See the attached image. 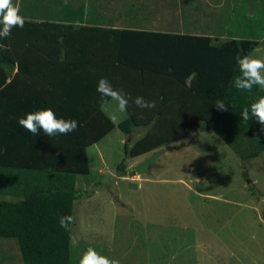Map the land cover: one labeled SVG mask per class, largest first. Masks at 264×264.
<instances>
[{
	"label": "trees",
	"instance_id": "obj_1",
	"mask_svg": "<svg viewBox=\"0 0 264 264\" xmlns=\"http://www.w3.org/2000/svg\"><path fill=\"white\" fill-rule=\"evenodd\" d=\"M58 3L59 19L36 21L23 16V28L14 27L9 37L0 38V97L9 88V76L10 83L23 76L39 87L42 105L55 108V99L68 105L58 112L78 121L77 135L83 139L73 143L72 159L44 160L1 187L14 200L0 199V238L18 241L24 264H73L71 228L74 203L80 197L77 175L91 171L87 146L116 126L101 110L97 80L83 75L97 74L131 96L127 117L118 123L123 132L131 136L135 128L146 127L132 146L125 143V156L117 166L120 176L128 174V157L182 140L198 124L214 130L244 159L264 150L261 124L240 117L244 108L250 109L264 96V90L234 87L240 74L236 54H251L259 40L234 36L219 41L211 35L90 25L83 6ZM69 76L74 78L68 80ZM136 97L155 101L156 107L141 109L133 103ZM38 100L30 104L37 105ZM218 100L227 110L217 109ZM69 216L65 229L59 220Z\"/></svg>",
	"mask_w": 264,
	"mask_h": 264
},
{
	"label": "rangeland",
	"instance_id": "obj_2",
	"mask_svg": "<svg viewBox=\"0 0 264 264\" xmlns=\"http://www.w3.org/2000/svg\"><path fill=\"white\" fill-rule=\"evenodd\" d=\"M230 32L217 40L243 35ZM257 34L261 48L251 55L264 59V31ZM106 112H115L114 102ZM126 117L118 115L115 128L89 147L91 171L77 175L73 264L89 247L120 264H264V150L244 159L198 124L163 146L170 148L148 172L130 166L154 151L128 157V174L120 176L125 143L132 146L146 131L137 127L127 135L118 127ZM0 264H24L16 239L0 238Z\"/></svg>",
	"mask_w": 264,
	"mask_h": 264
},
{
	"label": "crops",
	"instance_id": "obj_3",
	"mask_svg": "<svg viewBox=\"0 0 264 264\" xmlns=\"http://www.w3.org/2000/svg\"><path fill=\"white\" fill-rule=\"evenodd\" d=\"M60 1L65 2V0H13V4L19 7L20 15L42 21L59 19L62 15L58 3ZM67 2L75 7L83 6L85 21L90 25L211 35L216 39L235 31L243 34L238 36L233 33L236 37L259 40L260 45L256 49L261 48V35L258 36L257 32L264 31V0H67ZM15 74L16 72H13L12 75ZM15 78L17 81L10 83L12 76H9L7 82L9 88L0 97V197L9 196L1 192L3 184H12L18 178V174L23 175L31 171L24 169L42 164L44 160L51 158L72 159L75 154L73 143L83 140L82 136L77 135L79 126L67 135L57 134L53 137L46 136L42 130L38 136L33 135L21 127L18 118L38 109H52L57 118L68 119L58 110L62 106L66 109L69 107L62 105L58 99L54 100L55 108L42 105L44 99L37 96L39 87L26 81L23 76ZM69 78L68 80H72L74 77ZM81 78L96 79L95 92L99 96L97 85L101 77L91 73ZM90 83L91 81L87 83L86 94L89 93ZM80 90L84 92L83 88ZM35 99H39V103L30 104ZM111 102L109 100L107 105ZM75 106L79 107L76 103ZM103 111L106 112V106ZM99 141L87 146L88 157L89 147Z\"/></svg>",
	"mask_w": 264,
	"mask_h": 264
},
{
	"label": "clouds",
	"instance_id": "obj_4",
	"mask_svg": "<svg viewBox=\"0 0 264 264\" xmlns=\"http://www.w3.org/2000/svg\"><path fill=\"white\" fill-rule=\"evenodd\" d=\"M65 3H67V0H65ZM24 24L25 18L20 15L19 7L15 6L12 0H0V25H2L0 27V38L9 37L14 27L23 28ZM235 60L240 74L234 78V87L247 92H251L254 87L264 90V59L255 58L251 54L241 56L237 53ZM97 92L101 96V110L105 108L109 100L114 102L115 112L110 116V119L115 123L118 115L126 113L131 96L122 90L114 89L106 78H101L98 81ZM133 103L141 109L156 107L155 101H146L143 97H136ZM215 106L218 110H227V105L223 100H218ZM240 117L244 121L255 118L258 123L264 125V96L253 102L250 109L244 108ZM18 124L33 135L38 136L39 131L42 130L48 137L57 134L67 135L74 132L78 127V121L57 118L52 109H38L27 113L25 116L18 118ZM3 151H6V149H3ZM71 219L70 216L61 217L59 220L60 226L67 229L68 222ZM72 243L73 246H76L78 241L73 240ZM78 264H120V261L103 256L94 248L89 247L79 258Z\"/></svg>",
	"mask_w": 264,
	"mask_h": 264
},
{
	"label": "water",
	"instance_id": "obj_5",
	"mask_svg": "<svg viewBox=\"0 0 264 264\" xmlns=\"http://www.w3.org/2000/svg\"><path fill=\"white\" fill-rule=\"evenodd\" d=\"M170 147H162L157 151H154L151 155L145 158L144 161L136 164L135 166H130L131 170H134L136 173H144L149 171L150 164L163 152L167 151Z\"/></svg>",
	"mask_w": 264,
	"mask_h": 264
}]
</instances>
